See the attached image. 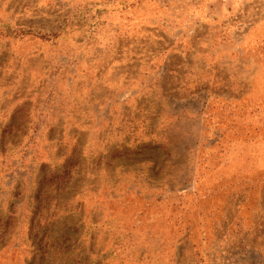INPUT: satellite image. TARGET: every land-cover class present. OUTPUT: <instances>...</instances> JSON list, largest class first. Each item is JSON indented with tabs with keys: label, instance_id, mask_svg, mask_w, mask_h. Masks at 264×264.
<instances>
[{
	"label": "rangeland",
	"instance_id": "rangeland-1",
	"mask_svg": "<svg viewBox=\"0 0 264 264\" xmlns=\"http://www.w3.org/2000/svg\"><path fill=\"white\" fill-rule=\"evenodd\" d=\"M0 264H264V0H0Z\"/></svg>",
	"mask_w": 264,
	"mask_h": 264
},
{
	"label": "trees",
	"instance_id": "trees-1",
	"mask_svg": "<svg viewBox=\"0 0 264 264\" xmlns=\"http://www.w3.org/2000/svg\"><path fill=\"white\" fill-rule=\"evenodd\" d=\"M7 231H4V233H6ZM4 235H2V237H3ZM47 243H49V242H47Z\"/></svg>",
	"mask_w": 264,
	"mask_h": 264
}]
</instances>
